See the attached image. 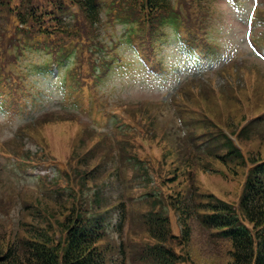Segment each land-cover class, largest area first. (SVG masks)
Returning <instances> with one entry per match:
<instances>
[{
	"label": "rangeland",
	"instance_id": "1",
	"mask_svg": "<svg viewBox=\"0 0 264 264\" xmlns=\"http://www.w3.org/2000/svg\"><path fill=\"white\" fill-rule=\"evenodd\" d=\"M43 1L49 8L53 6L52 0H31L38 7ZM182 2L185 0H175L179 5ZM192 4L189 22L202 39L200 51L207 52L204 47L213 50L206 59L197 61L179 47L172 31L165 30L157 40L161 67L160 61L144 55L146 65L155 66L150 72L138 61L142 51L136 52L122 38L127 27L110 23L104 10L90 33L95 44L102 41L106 50L114 48L115 41L124 44L111 52L116 59L111 73L88 86L77 76L76 86L70 81L72 73L91 68L81 47L73 49L57 77L55 66H51L52 73L37 68L49 56L26 50L15 63L9 46L17 32L16 23L0 12V46L6 47L0 51V69L11 70L14 82L18 81L16 87L13 83L0 88V231H14L19 221L39 223L36 216L23 211L26 204L36 215L43 209L55 211L56 194L70 186L65 175L75 171L76 160L81 161L86 152L96 157L90 164L99 162L107 171L96 184L109 173L117 170L119 174L117 179L105 178L103 189L113 196L122 191L132 219L122 235L111 232L109 239L129 241L130 254L146 242L144 227L137 221L139 213L147 210L140 195L148 189L168 193L157 177L164 178L176 166L185 173V190L192 182L200 193L237 205L249 163L244 168L220 164L207 156L211 144L204 141L226 131L238 139L245 159H264V51L251 41L256 39L264 48V0H206L201 5L207 10ZM47 7L39 12H46ZM66 17L72 18L70 13ZM93 50L99 53L97 47ZM118 117L124 124L117 122L116 127ZM127 156L148 167L154 177L148 187H140L134 160L130 164ZM205 164L211 170H203ZM18 165L34 167L23 172ZM92 187L91 183L86 189ZM170 216L172 231L178 234L172 212ZM191 228L192 264L230 262L227 241L212 237V230L196 221Z\"/></svg>",
	"mask_w": 264,
	"mask_h": 264
},
{
	"label": "trees",
	"instance_id": "2",
	"mask_svg": "<svg viewBox=\"0 0 264 264\" xmlns=\"http://www.w3.org/2000/svg\"><path fill=\"white\" fill-rule=\"evenodd\" d=\"M19 1L29 3L28 0ZM121 1L122 10H133L127 24L134 34L141 37L145 50L151 51L152 42L166 29L176 34L181 31L188 43H196L195 27L189 22L191 6L196 3L198 7H204L201 4L206 0H185L180 5L175 0ZM9 2L0 0V7L7 6ZM52 2L55 8L72 4L76 11L71 19L64 20L47 9L46 12H39L43 7L34 3L25 9L21 6L11 9L16 12L20 22L30 26L33 35L37 33L42 39L62 45L75 43L78 39H81L82 46L88 45V32L98 25L99 0ZM205 7L203 9L207 10ZM190 48L193 50L197 47ZM85 75L81 77L82 80L93 78L88 68ZM117 119V122L124 124L120 117ZM207 141L215 144L209 147L207 156L218 163L229 168H244L249 163L236 206L212 194L200 193L192 182L185 190L182 187L185 173L176 166L173 172L166 171L164 178L157 177L159 185L168 193L148 189L140 195L147 210L139 213L137 221L144 227L146 242L130 254L129 241L109 239L111 232L122 235L127 219H132L129 218V205L122 191L118 190V194L113 196L103 189L107 182L105 178L115 176L117 179L119 174L117 170L114 175L109 173L96 184L107 171L100 168L103 165L99 162L90 164L96 157L86 152L81 156V161L76 160L75 171L70 170L65 175L66 184L70 186L56 194L53 201L55 211L43 209L36 215L32 207L26 204L23 211L29 212L30 217L36 216L39 223L34 225L19 221L14 231H0V264H128L127 260L132 264H192L189 254L192 221L212 230V237L230 244L228 264H264V159H245L240 149L224 134H214ZM125 158L130 164L134 160L132 167L137 169L135 178L141 181L140 187H148L154 177L145 163L131 156ZM202 169L211 170L206 164ZM91 183L94 189H86ZM173 185L177 188L173 189ZM169 211L176 215L180 227L178 235L171 232Z\"/></svg>",
	"mask_w": 264,
	"mask_h": 264
}]
</instances>
